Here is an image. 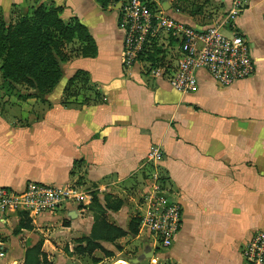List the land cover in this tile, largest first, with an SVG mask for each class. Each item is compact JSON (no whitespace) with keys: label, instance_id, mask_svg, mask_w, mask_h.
Masks as SVG:
<instances>
[{"label":"crops","instance_id":"crops-1","mask_svg":"<svg viewBox=\"0 0 264 264\" xmlns=\"http://www.w3.org/2000/svg\"><path fill=\"white\" fill-rule=\"evenodd\" d=\"M225 1L230 7L232 0ZM239 1L243 11L233 30L247 40L255 74L224 88L200 72L198 89L179 93L150 72L146 59L124 66L115 7L103 9L96 0H0L7 20L39 4L62 7L63 18H77L97 47L96 57L67 65L48 103L22 100L49 105L41 118L20 127L14 114L21 110L0 103V188L80 187L91 201L96 194L105 221L124 233L79 254L75 249L86 247L95 223L91 202L34 219L24 214L0 222L7 239L0 264H24L36 246L40 264H134L151 247L139 216L156 191L181 207L182 226L170 249L137 264H242L241 249L264 232V0ZM77 71L89 74L99 104L61 105ZM153 149L160 159L150 157ZM21 218L31 229L16 234Z\"/></svg>","mask_w":264,"mask_h":264},{"label":"built area","instance_id":"built-area-1","mask_svg":"<svg viewBox=\"0 0 264 264\" xmlns=\"http://www.w3.org/2000/svg\"><path fill=\"white\" fill-rule=\"evenodd\" d=\"M153 3L149 0H121L113 6L118 13V30L123 36L125 67L131 68L139 62L157 38L165 36L169 40L172 36L176 42L174 58L168 60L165 67L151 63L149 68L176 92H195L200 72L224 88L255 74L249 44L233 30L236 18L243 11L239 0H232L224 23L232 30L229 35L223 33V25H190L166 13L161 6L154 7ZM150 157L158 160L161 153L153 149ZM90 202V194L77 186L30 183L22 191L0 188V222L11 221L22 214L34 219L53 213L66 204L85 207ZM139 218L141 233L154 251L173 246L182 226V209L176 202L160 191L152 192L146 197ZM241 258L242 264H264V232L256 233L241 249Z\"/></svg>","mask_w":264,"mask_h":264},{"label":"trees","instance_id":"trees-1","mask_svg":"<svg viewBox=\"0 0 264 264\" xmlns=\"http://www.w3.org/2000/svg\"><path fill=\"white\" fill-rule=\"evenodd\" d=\"M96 1L101 8L106 9L121 0ZM152 5L154 6V3ZM62 13V7L44 4L33 7L26 15L18 14L13 20H7L0 13L1 79L6 83L23 85L28 91L27 94L18 97L23 101L36 99L48 103L47 97L63 77L61 65L68 61L67 55L63 52L64 45L78 42L81 58H94L97 55L96 44L88 29L75 17L63 20ZM144 55L138 61L151 60L154 57L150 56V50ZM82 92L88 93L87 96H81ZM80 96L84 98L82 102L79 101ZM100 102L101 95L95 91L88 73L77 71L67 81L61 102L63 107H79ZM90 206L95 211V223L90 239L85 240L86 247L78 246L75 249L79 254L91 253L101 248L95 242L113 243L124 236L121 230L105 221V211L99 206L96 194L92 193ZM133 222L139 223V220ZM21 229H31L30 222L25 218H21L17 226L18 231L15 233L18 234ZM39 257L44 258L36 246L28 251L24 264H40Z\"/></svg>","mask_w":264,"mask_h":264},{"label":"rangeland","instance_id":"rangeland-1","mask_svg":"<svg viewBox=\"0 0 264 264\" xmlns=\"http://www.w3.org/2000/svg\"><path fill=\"white\" fill-rule=\"evenodd\" d=\"M154 2V6L159 8L163 2H167L169 5V13L173 17L183 21L190 25H196L200 27L223 25V33L229 35L231 30L224 25L228 16L229 5L225 0H149ZM113 6H108L106 9ZM163 9V8H162ZM164 11V10H163ZM63 18V13L61 14ZM69 18H63L68 20ZM176 47L175 39L169 36V40L165 36L157 38L152 47L149 49L152 59H148L151 63L158 65L159 67H165L168 60L174 58V49ZM80 45L78 42H72L71 44L64 45L63 52L67 55L68 61L61 65L62 73H65L67 65L74 59L79 58ZM149 56V55H148ZM1 64V62H0ZM5 85V86H4ZM4 86V96L0 98V103L11 105L12 107H18L21 112L14 114L17 120V125L20 127L25 126L43 116V113L48 109L47 106L40 104L37 101H30L28 103L18 100L17 96H21L24 93L23 85H14L11 83L0 84V87ZM83 91V90H82ZM16 92V95H13ZM88 94V93H87ZM84 92L81 96H87ZM80 96V97H81ZM1 97V96H0ZM2 99V100H1ZM30 184V183H29ZM28 185V184H27ZM14 230V228L12 229ZM14 232V231H13ZM4 233L0 235V243L5 244L7 239L3 237ZM152 242V239H150ZM0 244V245H1ZM166 250V249H165ZM162 251V250H161ZM159 252V251H157Z\"/></svg>","mask_w":264,"mask_h":264},{"label":"water","instance_id":"water-1","mask_svg":"<svg viewBox=\"0 0 264 264\" xmlns=\"http://www.w3.org/2000/svg\"><path fill=\"white\" fill-rule=\"evenodd\" d=\"M163 10L166 12L169 10V5L167 4V2H164L163 3V6H162ZM155 251L152 247L149 246V244L147 243L146 244V249H145V252L143 254V256H141L140 258L136 259L133 261L134 264H137L143 260H146V259H149L151 257H153Z\"/></svg>","mask_w":264,"mask_h":264}]
</instances>
